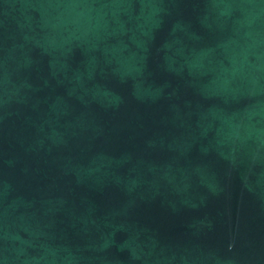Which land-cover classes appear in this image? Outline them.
Wrapping results in <instances>:
<instances>
[{"label":"water","instance_id":"1","mask_svg":"<svg viewBox=\"0 0 264 264\" xmlns=\"http://www.w3.org/2000/svg\"><path fill=\"white\" fill-rule=\"evenodd\" d=\"M0 264H264V0H0Z\"/></svg>","mask_w":264,"mask_h":264}]
</instances>
